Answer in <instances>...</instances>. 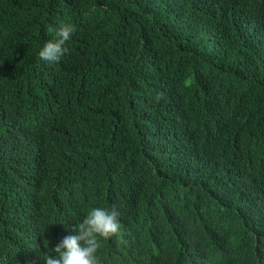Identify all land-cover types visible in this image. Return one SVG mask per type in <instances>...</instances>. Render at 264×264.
Segmentation results:
<instances>
[{"label": "trees", "instance_id": "obj_1", "mask_svg": "<svg viewBox=\"0 0 264 264\" xmlns=\"http://www.w3.org/2000/svg\"><path fill=\"white\" fill-rule=\"evenodd\" d=\"M94 207L100 264H264V0H0V264Z\"/></svg>", "mask_w": 264, "mask_h": 264}, {"label": "clouds", "instance_id": "obj_2", "mask_svg": "<svg viewBox=\"0 0 264 264\" xmlns=\"http://www.w3.org/2000/svg\"><path fill=\"white\" fill-rule=\"evenodd\" d=\"M74 31L73 25H62L55 33L56 38L45 43L40 50V58L47 62H59L67 52L65 43ZM120 230L119 212L115 208L109 210L94 207L74 229L77 234L65 236L57 243L52 249L54 255L45 256V262L46 264H100L97 252L101 247V240L117 236Z\"/></svg>", "mask_w": 264, "mask_h": 264}]
</instances>
